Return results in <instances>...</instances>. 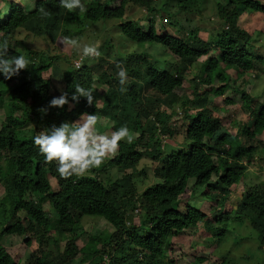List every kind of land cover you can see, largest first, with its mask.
I'll return each instance as SVG.
<instances>
[{
    "label": "trees",
    "instance_id": "16d2710c",
    "mask_svg": "<svg viewBox=\"0 0 264 264\" xmlns=\"http://www.w3.org/2000/svg\"><path fill=\"white\" fill-rule=\"evenodd\" d=\"M29 1L31 6L10 5L0 19V41L8 40L9 53L32 60L29 69L22 70L19 76L8 80L0 77V107L6 108L0 125V185L6 192L0 203L1 235L16 236L28 245L33 239L38 242L36 252H31L22 264H73L78 254L86 264H179L168 253L173 238L185 233L191 241L201 226L212 229L207 245L219 244L227 233L224 239L236 241L243 237L239 231L244 226L256 231L252 240L259 246L264 244V180L253 184L245 181L255 149L264 151L260 138L264 132V55L254 43L258 40L254 29L246 26L251 22L241 20L243 15L264 18V0H216L219 26L210 31L208 38L199 36L195 29L169 33L161 16L172 10L198 11L203 0H83L85 12H68L59 7L58 0ZM137 9L146 14L142 20L129 17ZM109 12L120 18V35L142 47L128 59L117 58L111 39L99 46L100 62L114 57L127 70V91L118 89L115 93L113 86L118 84V78L101 81L102 74L85 62L80 68L66 69L59 88L70 92L79 84L91 89L94 105L81 97L62 109L40 112L48 99L43 72L51 62L36 60L35 51L19 39L24 24L35 19L61 18L66 27L75 24L80 34L91 24L106 19ZM89 42L88 38L86 43ZM150 46L163 52L154 57L148 52ZM190 68L197 70L191 79L193 98L189 99L194 105L177 113L174 98L178 95L174 90L181 87ZM230 69L236 72L241 90L227 80L225 71ZM252 71L254 77H262V100L244 88ZM215 80L221 84L212 86ZM104 82L108 83L107 89ZM205 85H211L214 95L228 89L240 93L247 117L238 123L236 133L221 125L214 104L205 94ZM117 94L132 100L133 109L120 103ZM121 107L124 111L119 110ZM172 112L174 116H170ZM89 113L110 120L113 129L126 125L136 134L135 139L131 144L121 141L117 154L99 168L79 177H60L55 164L45 163L37 154L32 137L50 124L64 120L75 123ZM161 135L168 140L177 135L183 138L181 144L173 146L170 141H162ZM144 157L152 161L151 176L132 172ZM113 167L121 169L117 177L110 182L104 180L103 172ZM146 179L149 183L139 190V183ZM239 184H243L240 199L235 207L228 208ZM194 199L203 200L207 206L194 205ZM129 214L140 216L139 220L127 224ZM83 215L102 218L112 231L102 236L89 234L85 242H80L83 232L79 218ZM53 228L66 235L63 242L49 233ZM50 239L57 248L47 249ZM194 248L193 243V258L187 264L206 260V256L194 253ZM220 249L211 251V256L221 258L218 264H233L229 248ZM19 260L22 258L15 259L0 244V264H19Z\"/></svg>",
    "mask_w": 264,
    "mask_h": 264
},
{
    "label": "rangeland",
    "instance_id": "374dc122",
    "mask_svg": "<svg viewBox=\"0 0 264 264\" xmlns=\"http://www.w3.org/2000/svg\"><path fill=\"white\" fill-rule=\"evenodd\" d=\"M215 1L216 0H203V5L201 8H198V11L194 10L192 12H175V10H172L169 14H167L166 11V13L162 12L161 16L163 17L162 21L165 24V29L172 34L178 33V29H181L185 32L195 29L197 30V34L199 36L208 38L210 31L213 28H217L219 26L218 18L215 14ZM154 2H158V0H154ZM27 4L31 6V2L29 0ZM145 15L146 14H144L143 9H137L131 13L129 17L135 20H142ZM117 17L118 15H116L114 12H109L106 19L95 24H91L90 26L83 29L80 34H77L78 31L75 24H68L66 27L61 18L49 21H45L44 19H35L32 22L24 24L22 30L23 32L20 33L19 39L23 41L27 47L35 51L33 55H35L36 60L39 59L41 61L51 62L48 69L43 72V79L48 83V93L45 95L48 97L46 104L53 96L60 94L58 88L62 86L63 73L66 69L71 68V66L75 67L73 62L79 61L81 54L80 49L64 42L62 39L63 37H71L78 40L81 44L86 43L89 38L90 44H98L99 46L107 39H111L113 42V53H117V58L126 56L129 59L131 54H133L135 51L142 50L140 45H137L135 42L120 35L117 27V23L120 22V18ZM245 18L250 20L247 22L248 24L251 22L250 25L246 26L249 30L254 29V33L256 34L255 37L258 39L257 41H254V43L258 47V51L264 55V18L257 15L256 17L243 15L241 16V20H243L242 23H244V20H246ZM20 37H23V39ZM148 52L154 57H158L161 55L163 50L156 46H150V48H148ZM117 58L109 57L106 58V61L102 62L99 61V58H88L85 60V62L89 63L90 67L93 68L94 71L102 74V77H100L101 81L103 80L106 82H111L113 80L112 77H115L118 71L117 63H119L120 67H123V64ZM196 72L197 70L193 68L187 70L181 87L174 90L178 95V97L174 98V106L175 110H178L177 113H182V110L185 109V107L188 108V106L194 105V103L189 101V99L193 98L192 93L194 85L192 84L191 79L194 77ZM225 72L229 75L226 78H228L227 80L230 82V84L233 86L238 85L239 90H241L242 85H239V79L236 75V72L233 69L227 70ZM253 73V71L249 73V82L244 85V88L247 92L255 94L258 100H262V77H254ZM107 84L108 83L104 82L103 87L105 89H107ZM220 84L221 82L219 80H215L212 86L216 87ZM210 86L211 85L204 86V88L207 89L205 94L209 96L210 102L214 104V112L219 116L221 125L225 128H229L233 134L236 133V131L239 129L238 123H241V120L247 117V115H245L244 111L242 110L240 93H233L231 89H228L223 94L214 95L210 92ZM120 87L121 85L118 82L117 85L113 86L114 92L116 93ZM114 92L110 91L111 94ZM150 94H152V92H150ZM186 97L189 98L187 99ZM118 99L120 103H123L125 106H130L133 109V101L127 99L125 95H118ZM4 106L0 107V125L6 116V108H4ZM119 110L124 111V107H121ZM188 111L192 112L193 110ZM171 115H173V112L170 114V116ZM80 119H82V117ZM75 122H77V120ZM100 125H103L104 128L98 127ZM25 128H28V126ZM109 129L114 130L112 128V122L102 116H98L96 130L103 133ZM130 133L136 136V134L132 133V131H130ZM182 138L183 136L177 135V137L172 138L171 140H168V137L165 140L166 142L170 141L171 143L169 144L173 146H178L181 144ZM260 138L264 141V132L260 133ZM233 145L235 144L233 143ZM233 148H236V145ZM253 155V160L248 164L245 176V181L248 184H253L260 180H264V151L260 152V149H255ZM151 163L152 161L144 157L137 164V166L132 169V172H134L135 175L142 177L151 176ZM118 171H121V169H118V167L109 168V171L107 170L103 172L101 176L104 180L108 179L107 181L110 182L117 177ZM149 181L150 180L146 179L144 183H139L138 189L143 190L145 184H148ZM242 188L243 184L236 186V189L233 192L235 195L227 203L228 208H233L236 206L240 199L239 192ZM5 193V189L0 185V203L3 200ZM202 202L203 200L194 199L193 204L196 206L202 205L203 208L206 207L207 205L202 204ZM46 208L48 209L49 205H46ZM212 210L213 209L210 208L208 212L211 213ZM139 217L140 216H132V214H129L125 221L127 224H129L132 220L138 221ZM233 222H230V225L234 224ZM1 224L2 223L0 222V244L5 246L8 252L15 259L22 258L21 261L19 260V264H22L31 252H36L38 245L37 240L33 239L31 244L28 245L23 241H19L20 239L16 238V236L5 234L1 235ZM79 224L83 232L80 234V242H85L87 235L89 234L97 233L102 236L103 234H106V232L112 231V228L109 229L110 226L107 227L105 220L97 216L83 215L79 218ZM211 231V228L205 229L204 226H201L198 231L196 230V233L192 236L191 241L188 240V237L185 233L182 236L173 238V248L171 247V249L168 250V253L175 256L179 264H187L188 261L193 258V255L191 254L192 250L190 248L194 243L196 246V248H194V253L200 256H206V260L200 264H218L221 261V258L218 256H211L212 252L217 251L218 247H221L222 249L229 248L231 256L230 260L233 264H264V244L259 246L257 242L251 239L256 231H254V229L250 226H244L242 227V230L239 231L243 237L239 236L236 241H233V238L224 239L225 237H228L229 233H227L225 237H221L220 243L217 245H207L209 244L207 240L211 238ZM49 233L51 235H57L58 240L61 242L66 239V235L64 233L56 232L54 228L50 229ZM55 248H57V246H55V242L50 239L47 244V249L53 250ZM222 249H220V251H222ZM85 260L86 259L83 256L81 257V255L78 254L74 259L73 264H86L84 262Z\"/></svg>",
    "mask_w": 264,
    "mask_h": 264
},
{
    "label": "clouds",
    "instance_id": "9594fccd",
    "mask_svg": "<svg viewBox=\"0 0 264 264\" xmlns=\"http://www.w3.org/2000/svg\"><path fill=\"white\" fill-rule=\"evenodd\" d=\"M28 0H0V19L8 12L10 5L19 4L24 7ZM59 7L68 12L87 10L83 0H58ZM25 10H30L26 8ZM43 12L44 10L41 9ZM23 39V37H20ZM64 42L80 49L79 61H74L76 68H80L86 59H97L101 56L98 44L80 43L71 37H63ZM30 42V41H29ZM9 42L7 39L0 41V77L8 80L19 76L22 70H28L32 60L23 54L9 53ZM116 76L121 85L120 91H127V70L119 66ZM59 95L53 96L46 106L40 108V112L47 114L50 108L62 109L70 102H78L79 98H85L89 105H94L93 90L85 89L79 84L72 91L59 88ZM98 116L89 113L85 118L78 119L73 123L68 120L59 124L53 123L41 130L38 135L32 137L33 146L37 154L43 157V161L55 164L56 171L60 177L83 176L90 169L99 168L106 159L117 154L120 142L131 144L135 136L130 133L126 125H121L114 130L109 129L101 133L96 130ZM166 135H161L165 141Z\"/></svg>",
    "mask_w": 264,
    "mask_h": 264
}]
</instances>
